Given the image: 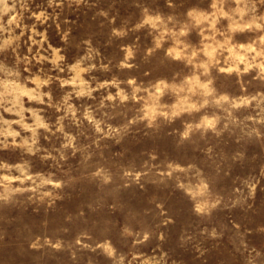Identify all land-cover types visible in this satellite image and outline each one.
I'll list each match as a JSON object with an SVG mask.
<instances>
[{
  "label": "rangeland",
  "instance_id": "374dc122",
  "mask_svg": "<svg viewBox=\"0 0 264 264\" xmlns=\"http://www.w3.org/2000/svg\"><path fill=\"white\" fill-rule=\"evenodd\" d=\"M0 264H264V0H0Z\"/></svg>",
  "mask_w": 264,
  "mask_h": 264
}]
</instances>
